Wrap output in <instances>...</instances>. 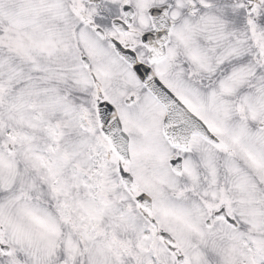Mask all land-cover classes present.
Masks as SVG:
<instances>
[{"label": "snow or ice", "instance_id": "snow-or-ice-1", "mask_svg": "<svg viewBox=\"0 0 264 264\" xmlns=\"http://www.w3.org/2000/svg\"><path fill=\"white\" fill-rule=\"evenodd\" d=\"M0 264H264V0H0Z\"/></svg>", "mask_w": 264, "mask_h": 264}]
</instances>
